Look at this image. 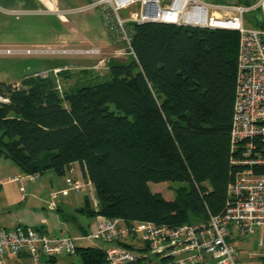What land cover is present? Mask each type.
I'll list each match as a JSON object with an SVG mask.
<instances>
[{"label": "trees", "instance_id": "16d2710c", "mask_svg": "<svg viewBox=\"0 0 264 264\" xmlns=\"http://www.w3.org/2000/svg\"><path fill=\"white\" fill-rule=\"evenodd\" d=\"M238 41L231 30L145 23L132 27L134 57L109 60L103 79L62 92L64 71L0 82V158L34 176L79 165L97 201L87 216L177 227L217 215L233 175ZM151 183L187 186L168 201ZM119 246L138 253L130 264H152L146 248ZM76 252L82 264H106L101 249Z\"/></svg>", "mask_w": 264, "mask_h": 264}, {"label": "built area", "instance_id": "2783aa9c", "mask_svg": "<svg viewBox=\"0 0 264 264\" xmlns=\"http://www.w3.org/2000/svg\"><path fill=\"white\" fill-rule=\"evenodd\" d=\"M221 1L224 4H205L199 0H87L84 5L99 14L108 34L123 45L116 51L117 56L134 57L131 47L134 25L163 23L238 33L229 137L233 175L226 187L221 213H208L204 221L177 227L142 221L126 224L121 219L100 217L93 234L81 238L48 236L18 224L0 229V264H5L8 257L21 254H27L33 264H54L57 257L74 254L80 239L111 245L103 249L106 264H130L137 260L138 253L119 246L127 241L130 246L146 248L151 256L163 259L165 264H242V253L248 261L257 259L264 263V30L245 27L242 19L243 14L257 9L264 15V0H255L250 5L244 3L247 0ZM51 12L63 18L57 10L52 8ZM122 12L126 15L121 16ZM5 53L18 52L7 50ZM84 53L98 55L99 49L91 48ZM0 102L8 100L0 97ZM75 176L74 168L69 167L62 193L85 194L96 210L93 185L87 178L77 180ZM36 177L15 176L10 181L23 185ZM58 196L59 193L50 195L46 203L49 210L55 209ZM258 234L261 237L257 253L239 250L238 239Z\"/></svg>", "mask_w": 264, "mask_h": 264}, {"label": "rangeland", "instance_id": "374dc122", "mask_svg": "<svg viewBox=\"0 0 264 264\" xmlns=\"http://www.w3.org/2000/svg\"><path fill=\"white\" fill-rule=\"evenodd\" d=\"M199 1L205 4H224L221 0ZM83 4H87V0H84ZM239 4L242 5V2ZM164 6L165 3L162 2L160 7ZM124 15L126 13L122 12L121 16ZM66 18V23H60L56 15L49 13L29 11L11 14L0 10V82L19 86L23 78L37 75L56 77L59 72L64 71L67 72V76L56 77L58 89L62 92L76 81L84 84L90 79H103L108 72L109 60L123 63L130 59L127 55L117 56L116 51L123 45L108 34L96 11L69 13L66 14ZM242 19L245 27L253 28L255 23L253 12L243 14ZM91 48L99 49V54L84 53ZM7 50L18 53L6 54ZM11 168L17 169L10 161L0 158L2 172L8 169L9 173ZM47 174L57 177L53 172H47L44 176ZM41 180L42 178L38 177L35 181ZM28 182L24 184H30ZM186 186L185 183L149 184L153 193L161 194L168 201L173 199L175 189ZM260 237L258 234L245 240L238 239L239 249L257 253ZM145 255L152 264H163L159 257L151 256L149 253ZM240 262L261 264L257 259L248 261L244 253L240 256Z\"/></svg>", "mask_w": 264, "mask_h": 264}, {"label": "crops", "instance_id": "0c3cea01", "mask_svg": "<svg viewBox=\"0 0 264 264\" xmlns=\"http://www.w3.org/2000/svg\"><path fill=\"white\" fill-rule=\"evenodd\" d=\"M83 2L84 0H0V10L11 14L29 11L49 13L56 15V19L60 23H66V14L91 11L84 8ZM249 2L251 3L250 0ZM52 8L60 12L63 18L60 19L57 14L52 13ZM253 13L255 19L253 28L264 30V15L259 9ZM70 167L74 168L76 172L75 179H84L79 165L73 164ZM5 170L3 172L0 170V229H10L20 224L55 237L81 238L93 234L100 217L87 216L84 212L87 201L90 207L95 209L85 194L62 193L66 188L65 175L60 177L54 173L57 177L51 174L37 176L36 179L40 177L42 180L35 181V179L29 181L30 184H24L28 181L26 180L23 185H20L11 182L10 179L24 174L18 168L9 169V173L8 169ZM52 193H59V196L56 200L55 209L49 210L46 203ZM126 244H129V241ZM110 246L86 239H80L76 242V249L90 247L103 250ZM5 264H33V262L27 254H21L6 258ZM54 264H82V262L80 255L75 251L72 255L57 257Z\"/></svg>", "mask_w": 264, "mask_h": 264}, {"label": "water", "instance_id": "95a60500", "mask_svg": "<svg viewBox=\"0 0 264 264\" xmlns=\"http://www.w3.org/2000/svg\"><path fill=\"white\" fill-rule=\"evenodd\" d=\"M251 2H255V0H250Z\"/></svg>", "mask_w": 264, "mask_h": 264}]
</instances>
